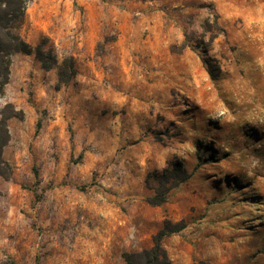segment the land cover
<instances>
[{"label":"rangeland","instance_id":"374dc122","mask_svg":"<svg viewBox=\"0 0 264 264\" xmlns=\"http://www.w3.org/2000/svg\"><path fill=\"white\" fill-rule=\"evenodd\" d=\"M21 34L78 73L13 57L0 264H127L165 218L174 264H264V0H30ZM178 158L192 176L151 206Z\"/></svg>","mask_w":264,"mask_h":264},{"label":"trees","instance_id":"16d2710c","mask_svg":"<svg viewBox=\"0 0 264 264\" xmlns=\"http://www.w3.org/2000/svg\"><path fill=\"white\" fill-rule=\"evenodd\" d=\"M30 0H0V97L10 81L13 57L18 53L34 54L45 70L57 69V88L70 84L76 77L75 58L65 57L60 60L54 47L48 45L44 38L33 46L21 34L26 11ZM216 37L215 35L212 38ZM208 49L207 47L205 48ZM206 69L212 79L219 76L218 64L208 62ZM25 112L12 102H7L0 108V178L9 179L12 175V166L4 157V149L11 139L9 120L23 119ZM201 159V156H199ZM215 161L214 156L206 158L205 162ZM192 176L182 159L172 160L161 172L149 173L147 184L155 181L154 193L146 198L151 206H160L167 202L172 189L186 182ZM187 226L185 220L173 221L165 218L162 227L153 235V245L138 251H127L123 254L127 264H174L167 249L162 244L163 239L173 233L183 230ZM196 264H208L197 261Z\"/></svg>","mask_w":264,"mask_h":264}]
</instances>
